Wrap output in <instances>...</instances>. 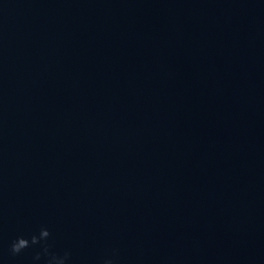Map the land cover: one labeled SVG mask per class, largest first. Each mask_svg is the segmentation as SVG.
I'll use <instances>...</instances> for the list:
<instances>
[{"label": "water", "instance_id": "95a60500", "mask_svg": "<svg viewBox=\"0 0 264 264\" xmlns=\"http://www.w3.org/2000/svg\"><path fill=\"white\" fill-rule=\"evenodd\" d=\"M41 227L68 264H264V0H0V264Z\"/></svg>", "mask_w": 264, "mask_h": 264}, {"label": "clouds", "instance_id": "9594fccd", "mask_svg": "<svg viewBox=\"0 0 264 264\" xmlns=\"http://www.w3.org/2000/svg\"><path fill=\"white\" fill-rule=\"evenodd\" d=\"M50 235L47 227H41L39 234L31 235L30 239L25 236H17L10 243V251L12 254H17L30 245H41L40 249L34 253L33 264H68L71 256L70 250L65 249L62 252L50 250V246L47 243ZM103 264H114V256L105 257Z\"/></svg>", "mask_w": 264, "mask_h": 264}]
</instances>
